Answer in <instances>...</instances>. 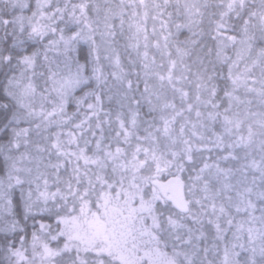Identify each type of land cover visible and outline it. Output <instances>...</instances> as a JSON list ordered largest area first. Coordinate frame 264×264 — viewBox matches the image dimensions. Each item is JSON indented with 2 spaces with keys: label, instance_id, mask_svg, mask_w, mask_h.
Returning a JSON list of instances; mask_svg holds the SVG:
<instances>
[{
  "label": "snow or ice",
  "instance_id": "1",
  "mask_svg": "<svg viewBox=\"0 0 264 264\" xmlns=\"http://www.w3.org/2000/svg\"><path fill=\"white\" fill-rule=\"evenodd\" d=\"M0 264H264V0H0Z\"/></svg>",
  "mask_w": 264,
  "mask_h": 264
}]
</instances>
